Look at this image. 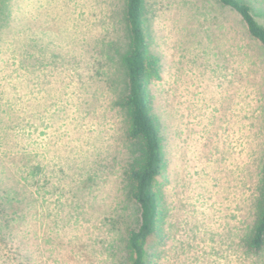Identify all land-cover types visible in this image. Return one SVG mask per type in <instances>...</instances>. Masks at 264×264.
<instances>
[{
  "label": "rangeland",
  "instance_id": "rangeland-1",
  "mask_svg": "<svg viewBox=\"0 0 264 264\" xmlns=\"http://www.w3.org/2000/svg\"><path fill=\"white\" fill-rule=\"evenodd\" d=\"M264 26V0H245ZM124 0H0V264H126L139 219ZM166 168L148 264H264V45L218 0H145Z\"/></svg>",
  "mask_w": 264,
  "mask_h": 264
},
{
  "label": "trees",
  "instance_id": "trees-1",
  "mask_svg": "<svg viewBox=\"0 0 264 264\" xmlns=\"http://www.w3.org/2000/svg\"><path fill=\"white\" fill-rule=\"evenodd\" d=\"M236 10L250 34L264 45V26L245 0H218ZM124 19L128 44L121 64L127 78L126 90L116 101L126 117V135L131 140L132 160L126 169L130 197L139 207V219L126 231V264H148L147 242L151 234L161 229L163 211L157 177L166 168L161 126L153 115L148 85L160 78L159 58L148 49L145 24V0H124ZM256 214L246 238L250 249L264 246V169Z\"/></svg>",
  "mask_w": 264,
  "mask_h": 264
}]
</instances>
